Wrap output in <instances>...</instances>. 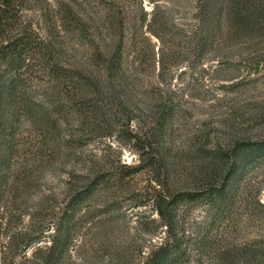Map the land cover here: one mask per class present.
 <instances>
[{
  "label": "rangeland",
  "instance_id": "374dc122",
  "mask_svg": "<svg viewBox=\"0 0 264 264\" xmlns=\"http://www.w3.org/2000/svg\"><path fill=\"white\" fill-rule=\"evenodd\" d=\"M59 1L25 0L22 13L31 26L42 28ZM71 3L104 13L110 7L121 12L127 63L138 51L143 54L140 84L126 96L145 106L157 88L171 95L178 111L166 149L173 155L170 162L157 166L142 161L135 137L147 131L146 115L114 120L106 134L93 132L84 146H72V138L90 134L96 122L75 112L68 118L56 113L59 101L41 79V89H32L31 95L37 109L50 118L47 122L21 118L13 123V149L0 142V264H17V243L27 251L21 257L29 258L37 249L50 247L57 226L67 219L85 184L82 177L91 167L83 159L90 154L120 180L76 209L75 239L66 264H143L153 246L164 241L166 228L155 208L159 194L193 191L201 155L231 150L238 142L264 140V33L227 39L221 51L201 55L192 34L198 24V0ZM157 6L168 16L167 42L148 30ZM69 45L84 55L86 47L72 38ZM163 49L178 62L160 83ZM239 157L251 164L243 163L234 177L226 207L200 201L179 211L187 264H219L225 246L264 238V149H246ZM159 226L158 232L150 233Z\"/></svg>",
  "mask_w": 264,
  "mask_h": 264
},
{
  "label": "trees",
  "instance_id": "16d2710c",
  "mask_svg": "<svg viewBox=\"0 0 264 264\" xmlns=\"http://www.w3.org/2000/svg\"><path fill=\"white\" fill-rule=\"evenodd\" d=\"M24 2L0 0V142L4 147L13 149V123L21 118H40L43 122L50 118L38 110L31 95L32 89H41L40 80L46 79L59 101L56 113L68 118L75 112L96 122L90 134L84 132L72 138V146H84L93 138V132L106 134L114 120L146 115L148 129L143 136L135 137L142 161L148 166L170 162L173 154L167 152L166 140L178 105L161 88L155 90L153 101L145 106L126 96L140 84L143 54L138 51L132 63H127L121 12L110 7L104 13L76 6L71 0H60L53 16L47 15L45 26L40 28L31 26L24 17ZM197 5L198 24L192 34L198 39L201 55L221 51L227 39L255 38L264 33V0H198ZM164 13L159 6L155 8L148 30L167 42L171 29ZM58 36L67 41H59ZM70 38L86 47L82 57L80 49L69 45ZM177 62L169 49L162 50L160 83ZM246 149L263 150L264 140L238 142L231 150L215 149L201 155L193 191L159 194L155 208L166 228L164 241L153 246L143 264H187L189 254L180 228V209L200 201L226 207L232 197L233 179L245 163L240 152ZM97 159L94 154L84 157L83 161L91 167L82 177L85 184L71 204V213L57 226L50 247L37 249L29 258L21 257L27 251L17 243V264H66L75 239L76 209L120 180L119 174L98 165ZM246 163L250 165L251 161ZM159 228H152L150 233ZM219 264H264V238L225 246L219 253Z\"/></svg>",
  "mask_w": 264,
  "mask_h": 264
}]
</instances>
